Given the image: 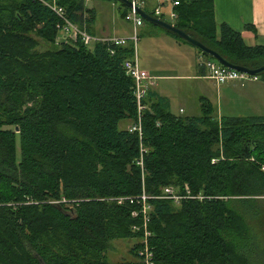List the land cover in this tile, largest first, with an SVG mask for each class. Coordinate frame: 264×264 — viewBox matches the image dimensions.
<instances>
[{
	"label": "trees",
	"instance_id": "obj_1",
	"mask_svg": "<svg viewBox=\"0 0 264 264\" xmlns=\"http://www.w3.org/2000/svg\"><path fill=\"white\" fill-rule=\"evenodd\" d=\"M8 1L0 0V264H18L20 253L40 264L27 253L47 237L59 247L44 264H107L111 241L143 236L130 231L137 207L127 199L161 197L172 185L185 197L177 210L148 200L154 264H264L262 239L248 224L264 204V117L215 119L201 103L200 116L181 118L148 91L140 142L119 128L136 115L123 67L132 47L60 44L34 53L32 35L53 45L58 19L36 0ZM178 1L176 27L229 63L264 65V47L216 26L212 0ZM57 2L90 33L84 0ZM143 246L131 253L138 258Z\"/></svg>",
	"mask_w": 264,
	"mask_h": 264
},
{
	"label": "crops",
	"instance_id": "obj_2",
	"mask_svg": "<svg viewBox=\"0 0 264 264\" xmlns=\"http://www.w3.org/2000/svg\"><path fill=\"white\" fill-rule=\"evenodd\" d=\"M143 1V11L153 15L154 9L160 8L159 5H161L160 11L163 12L162 14L164 17H159V19L172 25L176 23L177 18L173 20L169 17L170 11H173L171 7L173 0H169L170 5L168 6H166L168 3L166 0ZM212 3L214 20L217 27L225 25L233 32L238 33L244 44L248 47H264V0H212ZM110 7L116 11H120L118 4L111 3ZM84 10L86 20V10L93 16V22L90 23V34L103 37L100 32L102 29L98 25L100 11L98 13L97 10L95 11L94 7L87 9L85 3ZM165 17H168L171 21L165 20ZM123 22L129 26L130 32L122 34L119 37L127 38L133 33V25L126 23L124 20ZM95 23L96 25H94ZM113 29L116 31V26H114ZM142 36L150 38L152 43L156 41L161 48L157 62L161 61L166 63L173 69L185 70L183 75L176 74L175 76L166 77L168 79L179 78L189 85L190 90H187L186 94H189L190 98L193 97V100L189 104H184L185 100L182 98L184 102L178 110L179 115H185L187 113V118L198 117L201 114V103H207L213 108V113L215 111L217 117H214L215 119H220L222 117L240 118L234 115L228 116L229 113H224L221 105L222 102L225 101L226 104L237 106L241 99L243 101L242 106L246 113H248L246 115H252L249 117H264V81L260 79V77L258 81H248L243 85L236 82L218 85L208 78L207 72L201 66L204 57L199 55L190 45L158 27L151 24L149 25L145 21L143 26L139 29V38ZM164 50L173 55V57ZM161 53L166 54L161 55ZM207 59L210 58L207 57ZM155 80L153 79L152 86H149L150 90L167 100L169 102L170 112L176 116L171 110L172 101L170 97L168 98L166 95L160 94L155 90L157 88V84L155 87Z\"/></svg>",
	"mask_w": 264,
	"mask_h": 264
},
{
	"label": "rangeland",
	"instance_id": "obj_3",
	"mask_svg": "<svg viewBox=\"0 0 264 264\" xmlns=\"http://www.w3.org/2000/svg\"><path fill=\"white\" fill-rule=\"evenodd\" d=\"M18 1L19 0H11V1L9 0L8 2L16 3ZM166 1H168L166 6L170 5L169 0ZM84 3L87 9H91L94 7L95 11L97 10L98 13L100 11V15L98 16L99 18L98 25L102 29V31L100 32L103 37L104 36L119 37L122 34H126L130 32L129 26H127L121 18V14L123 12L122 9H120V11L111 9L110 7V4L112 3L111 1L87 0ZM159 7L161 8L162 6L159 5ZM165 20L171 21L168 17H165ZM94 25H96V23ZM114 26H116V31H114L113 29ZM32 36L37 43L33 49L34 53L44 54L49 51H52L54 48L60 47L55 40L52 45L51 44L52 42L46 43L42 41L40 38L34 35ZM92 47L93 46H90L89 49H91ZM160 49L161 48L158 46L156 41L152 43V40L150 38H146V36L140 37L135 48V55L137 57V62L142 70L148 72L149 75H151L154 78V80L156 79L154 81L155 87L157 84V88L155 90L160 94L166 95L168 98L170 97V100L172 101V105H171L172 112L176 114V116L178 117L187 118L186 117L187 113L185 115H179L178 110L180 106H182L184 100H185L184 104H189L193 100V97L190 98V95L186 94L187 90L188 91L190 90L189 85L179 78H175V79L166 78L167 76H175L176 74L183 75L184 74L183 72H185V70H179L176 68L173 69L166 63H163L161 61L157 62ZM165 52L169 54L171 57H173V55H171L167 51ZM166 53H161V55H164ZM148 91H151L150 88H148ZM182 98L184 100H182ZM242 102L243 101L240 99L237 106L232 104H226L225 101L222 102L221 106L223 108V112L229 113L228 116L234 115V116H239L240 118L252 116V115H246L248 113H246L245 109L243 108ZM213 115L214 117H216L215 111ZM131 123L132 122L128 120L121 121L119 123V128L126 129ZM172 187L175 196L182 195V191L180 190L179 187L175 185H172ZM199 200H202V198L199 197ZM176 202L177 201L174 200L173 203H174V209L177 210L178 203ZM151 213H150V218H151ZM250 219L251 218H249L248 220L249 227H251L253 229V232H255L259 236V238L262 239L261 249L264 251V204H262V206L260 207L259 214L252 220ZM135 220L138 221V224L136 223L133 226L142 229L143 227L142 219L136 217ZM147 229H148V224H147ZM130 231L136 234L142 233L141 230H139L138 232L136 230H133V228H130ZM137 235L138 237H135L133 239H115L111 241L109 243L110 246L105 251L106 263L107 264H121L125 262L139 263L138 258H136V256H134L131 253L132 249L136 245H140L143 242L142 236H139V234ZM37 244L41 248H39V246H36V250L31 251V253L29 252L27 254L31 256L34 260L40 258L37 259L40 264H44L46 260L50 259V256L47 254V251H51V249L58 250L59 247V244L55 239L48 237L42 239V241H40ZM22 256L23 254L20 253V257H21L20 261H22ZM20 261L18 264H26L25 258H23L22 262Z\"/></svg>",
	"mask_w": 264,
	"mask_h": 264
},
{
	"label": "built area",
	"instance_id": "obj_4",
	"mask_svg": "<svg viewBox=\"0 0 264 264\" xmlns=\"http://www.w3.org/2000/svg\"><path fill=\"white\" fill-rule=\"evenodd\" d=\"M49 11H51L58 19V23L56 25L57 36L56 43L60 44H69L76 45L81 44L85 47L94 46L95 44H108L114 48L124 47L130 45L132 47V58L131 60L125 61L123 64L126 75H128L133 80V97L135 101L136 107V115L135 120L132 122L126 130L130 134H136L138 140L141 142L142 138V116L143 112L146 109V105L144 101L148 94V88L152 85L153 77L149 75L148 72L142 70L137 62V57L135 55V48L139 41V29L143 26L144 20L137 14L136 7L143 10L144 1L143 0H128L131 3V7H126V12L124 14L123 20L126 23H130L133 25V33L127 38L123 37H99L92 35L87 32L85 27H80L78 24L72 22L67 14L65 9L58 4V0H36ZM87 1V0H84ZM179 5L178 0H173L171 3V7L175 8ZM163 12L160 11V8L154 9L153 15L156 17L163 18ZM170 19H176L177 16L173 11L169 13ZM113 54V51H111ZM201 66L207 72V76L210 80L214 81L218 85L228 84V83H240L243 85L248 81H258L259 77L249 76L237 71H233L221 66L219 63L212 59L203 58L201 62ZM145 150L140 146V157L137 164L142 169V159ZM264 170V168H262ZM161 197H149L144 192L139 197L128 198L129 203L133 206H136L137 209L131 212V217L136 218L139 217L142 219V229L133 226V230L139 232L142 231V244L144 245L137 251V256L139 258V262L141 264H154L153 263V255L149 250L147 245L148 237L151 236V233L147 229V224L150 221V213L152 212V206L149 205L148 200L151 198H161L167 199L170 201H178L185 197L175 196L173 190L171 188L163 189ZM187 198L189 197V193H187ZM118 204H121V199L118 200Z\"/></svg>",
	"mask_w": 264,
	"mask_h": 264
},
{
	"label": "water",
	"instance_id": "obj_5",
	"mask_svg": "<svg viewBox=\"0 0 264 264\" xmlns=\"http://www.w3.org/2000/svg\"><path fill=\"white\" fill-rule=\"evenodd\" d=\"M102 1H111L119 3L125 7H131V3L128 0H102ZM137 14L148 24H151L155 27H158L171 35L177 37L178 39L182 40L186 44L190 45L192 48H194L196 51L200 52L204 56L215 60L217 63H219L221 66L237 71L249 76H255V77H261L264 75V65L258 68H248L240 65H234L232 63H229L226 61L218 52L211 50L210 48L206 47L204 44H202L197 39L190 36L187 32L179 29L175 25H172L166 21H163L159 18L154 17L153 15H150L143 11L142 9L136 7Z\"/></svg>",
	"mask_w": 264,
	"mask_h": 264
}]
</instances>
